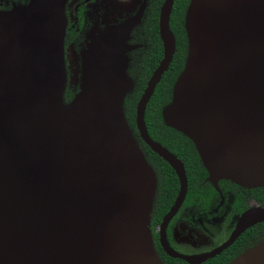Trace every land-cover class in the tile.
I'll list each match as a JSON object with an SVG mask.
<instances>
[{
	"label": "water",
	"instance_id": "95a60500",
	"mask_svg": "<svg viewBox=\"0 0 264 264\" xmlns=\"http://www.w3.org/2000/svg\"><path fill=\"white\" fill-rule=\"evenodd\" d=\"M67 0L0 9V264H163L149 228L156 177L124 113L127 21L90 36L79 90L64 100ZM173 0L159 17L163 57L135 105V128L186 191L182 162L153 140L147 104L175 51ZM184 64L161 109L193 143L208 179L264 188V0H189ZM264 206L239 218L234 238ZM227 264H264V242Z\"/></svg>",
	"mask_w": 264,
	"mask_h": 264
},
{
	"label": "flooded vegetation",
	"instance_id": "af4514ba",
	"mask_svg": "<svg viewBox=\"0 0 264 264\" xmlns=\"http://www.w3.org/2000/svg\"><path fill=\"white\" fill-rule=\"evenodd\" d=\"M26 1L0 0V9L8 10L13 5ZM164 2L165 0H67L64 5L66 16L64 54L67 77L64 100L69 101L79 90L81 51L90 42L89 37L103 33L111 26L125 21L132 24L127 39L129 50L126 52L127 73L133 81V88L129 92L131 93L143 77V62L154 57L159 63L163 57L162 42L159 38V17ZM188 2L189 0L172 2L169 28L175 38V51L167 71L179 50L177 41L184 30L183 18ZM155 28L159 43L153 36ZM183 49L186 53V42ZM158 63L151 68L143 90ZM182 67L173 80L168 82L164 79L166 71L151 96L160 104L161 123H163L161 109L170 100L172 84ZM125 99V117L156 177L149 228L154 248L162 263L227 264L245 250L264 242L263 221L252 223L231 240L242 214L256 205L264 206V188H245L226 179L209 180L195 149V152H189L185 149L173 151L167 148L183 164L186 191L180 204L166 218L180 191L179 178L164 159L155 152L146 150L148 146L138 136L135 122L133 126L126 116L128 105ZM145 123L149 133L152 123L146 122V116ZM153 131L158 136L163 135V128L159 125L153 124ZM149 135L161 143L152 134Z\"/></svg>",
	"mask_w": 264,
	"mask_h": 264
},
{
	"label": "trees",
	"instance_id": "16d2710c",
	"mask_svg": "<svg viewBox=\"0 0 264 264\" xmlns=\"http://www.w3.org/2000/svg\"><path fill=\"white\" fill-rule=\"evenodd\" d=\"M154 38L157 41V34H156V28L153 30ZM186 42V37L184 30L182 31V35L178 37L177 46L179 48L178 52H176L173 61L171 63V66L169 70L165 73L164 79L165 82L172 81L178 70L182 67L183 58L185 54V50L183 49L184 43ZM157 43H159L157 41ZM159 51H161V45L159 44ZM161 53V52H160ZM161 54L159 55L160 58ZM143 77H141V80L138 84V86L133 89V91L129 94H127V98L125 101L127 102V111L126 116L129 120V122L134 126V117H135V110L134 106L139 99L143 87L145 85V81L148 78L150 74L151 68H154L155 65L158 63V59L154 57H150L148 60L143 62ZM150 104V105H149ZM147 105L146 110V122L152 123L151 130L149 129V134H152L154 138L159 140L163 146L166 148L173 150V151H179V149H185L189 152H195L193 143L191 140H189L186 136H184L181 132L176 131L173 128L165 126L163 123H161L159 110H160V104L154 101V97L151 98V101ZM148 106L149 109H148ZM153 124L159 125L163 128L162 136H158L153 131ZM146 150L148 152H152L148 147H146ZM168 167V166H167ZM169 168V167H168Z\"/></svg>",
	"mask_w": 264,
	"mask_h": 264
},
{
	"label": "rangeland",
	"instance_id": "374dc122",
	"mask_svg": "<svg viewBox=\"0 0 264 264\" xmlns=\"http://www.w3.org/2000/svg\"><path fill=\"white\" fill-rule=\"evenodd\" d=\"M150 105V104H149ZM150 106H148V109H149Z\"/></svg>",
	"mask_w": 264,
	"mask_h": 264
}]
</instances>
